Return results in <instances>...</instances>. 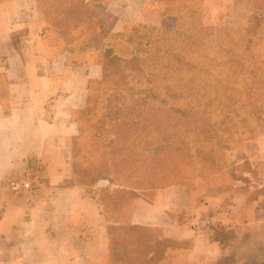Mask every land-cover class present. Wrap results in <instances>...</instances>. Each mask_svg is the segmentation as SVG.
I'll use <instances>...</instances> for the list:
<instances>
[{"label": "rangeland", "instance_id": "374dc122", "mask_svg": "<svg viewBox=\"0 0 264 264\" xmlns=\"http://www.w3.org/2000/svg\"><path fill=\"white\" fill-rule=\"evenodd\" d=\"M2 1L25 13L34 46L43 49V58L33 55V87L38 88L33 95H58L56 107L74 110L79 128L72 143L77 180L99 185L95 195L106 211L116 205L112 208L126 215L135 197L149 199L155 189L173 184L187 185L192 199L207 204L232 196L228 218L214 215L210 232L229 253L222 264H264V226H250L264 221V96L255 95L257 101L246 106L242 100L247 95L212 89L213 81L221 92L227 86L243 90L251 81L246 73L227 78L221 65L226 54L218 43L234 47L247 39L259 0ZM263 30L264 24L258 33ZM197 32L206 40L189 56L191 50L182 41ZM160 43L171 48L170 57L183 51L206 71L196 72L192 80L199 95L191 99L185 92L186 100L173 103L178 109L188 104L186 113L159 108L160 100L170 95L167 86L181 95L178 79L187 85L191 78L183 68L178 77L170 74L174 77L161 80L152 56ZM251 50L263 56L264 44ZM110 57L123 67L134 59L140 68H126L115 87L114 80L103 77ZM204 82H211L210 87ZM137 102L140 108H134ZM239 201L244 203L238 213ZM217 206L207 213L218 212ZM109 238L119 264L120 254L123 264H167L164 252L173 246L152 231L125 225H112ZM152 253L156 261L148 260ZM241 254L246 258L235 259Z\"/></svg>", "mask_w": 264, "mask_h": 264}, {"label": "crops", "instance_id": "0c3cea01", "mask_svg": "<svg viewBox=\"0 0 264 264\" xmlns=\"http://www.w3.org/2000/svg\"><path fill=\"white\" fill-rule=\"evenodd\" d=\"M10 3L0 0V264H119L112 256V225L143 228L160 241L169 240L173 246L164 252L167 264H222L229 253L198 220L215 205L218 212L209 214L213 222L214 215L226 220L232 196L207 204L192 199L187 185L173 184L155 189L149 199L135 197L124 215L112 208L116 205L106 211L95 195L98 184L78 182L72 150L79 134L74 110L56 107L58 95H33L38 90L33 87V55L43 58V49L34 46L25 13L14 11ZM36 162L43 168L44 194L40 203L29 206L2 185L6 175ZM243 203L236 202V212ZM256 224L260 228L264 221L250 226ZM147 258L156 261L154 253Z\"/></svg>", "mask_w": 264, "mask_h": 264}, {"label": "trees", "instance_id": "16d2710c", "mask_svg": "<svg viewBox=\"0 0 264 264\" xmlns=\"http://www.w3.org/2000/svg\"><path fill=\"white\" fill-rule=\"evenodd\" d=\"M258 3L255 4L256 8V15L252 17V23L249 25L247 30V39L241 40L238 45H235L234 47L229 45L228 47H223L222 42L220 41L218 43L219 50L223 52V54H226V59L221 62V65L225 67L228 71L227 78L232 73H246L251 81L243 90H234L231 86H227L223 92L219 90V88L215 87L213 81V87L212 89L214 91L225 93L227 95H233L234 93L238 95H247L244 97L246 103V106H252L253 100H256L255 95H259L260 97L264 96V55L260 56L256 53H253L251 50L254 46L263 43L264 44V30L261 33H258V30L261 28L262 24H264V0L257 1ZM184 40L182 43H184V48H187L190 51L188 55L195 54L199 48L202 47L206 40V36L202 35L201 32H197L196 35L188 37L186 36L183 38ZM165 40L161 39V43L164 44ZM159 44V48L155 50L153 53V59L156 62L157 69L159 73L161 74L160 78L162 81H166L171 79L172 77L177 76L180 74V72L183 70V68H187L188 72H191V78L188 80L187 85L185 83H182L181 79H178V82L176 83V86L181 91V95H176L175 93L170 92L171 87L167 86L166 93L170 94L168 98L170 101H168V98H163L160 100L159 108L161 110H170L174 111L175 113H186L190 106L187 104V108L185 109H178L175 105H173L174 102L180 101V100H186V95H192L191 99H193L194 95H199V87H194V80L196 76V72H202V74H206V71L204 68L196 67L191 58H187V56L183 53V51H180L176 56L173 58L170 57V53H172L171 48L163 47V44ZM219 52V53H221ZM156 53H160L161 56L156 57ZM163 62V63H162ZM130 66H122L119 65V62H116L114 60V57H110L104 67H103V77L104 79H111L114 80L115 87H119V82L122 79L123 71L126 68H130L132 70H137V65L134 64V59L130 61ZM155 64V63H154ZM139 71H142V69H138ZM170 74H174L171 76ZM211 82H204L203 86L210 87ZM196 86V85H195ZM185 92L187 94L185 95ZM231 99H229L230 103ZM264 103V98L262 100ZM235 103V102H234ZM234 103L232 105H234ZM170 105L167 107V105ZM134 108H140L139 102L135 103ZM193 108H195V105H192ZM141 111L143 109H140ZM139 110V111H140ZM167 124V121H166ZM178 125V124H177Z\"/></svg>", "mask_w": 264, "mask_h": 264}, {"label": "built area", "instance_id": "2783aa9c", "mask_svg": "<svg viewBox=\"0 0 264 264\" xmlns=\"http://www.w3.org/2000/svg\"><path fill=\"white\" fill-rule=\"evenodd\" d=\"M2 186L11 197L23 198L29 206L40 203L43 199L45 186L41 163L36 162L31 168L6 175ZM213 224L209 214L198 220L199 227L207 232L212 231Z\"/></svg>", "mask_w": 264, "mask_h": 264}, {"label": "bare ground", "instance_id": "6f19581e", "mask_svg": "<svg viewBox=\"0 0 264 264\" xmlns=\"http://www.w3.org/2000/svg\"><path fill=\"white\" fill-rule=\"evenodd\" d=\"M210 233V232H209Z\"/></svg>", "mask_w": 264, "mask_h": 264}]
</instances>
